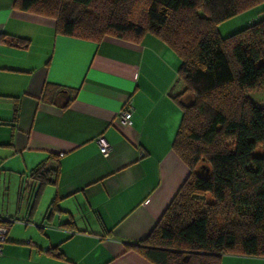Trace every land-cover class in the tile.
Returning a JSON list of instances; mask_svg holds the SVG:
<instances>
[{"label":"crops","instance_id":"1","mask_svg":"<svg viewBox=\"0 0 264 264\" xmlns=\"http://www.w3.org/2000/svg\"><path fill=\"white\" fill-rule=\"evenodd\" d=\"M13 2L0 0V219L10 222L0 264H151L125 247L150 232L188 175L171 147L178 57L151 34L61 35L52 18ZM262 10L240 14V28ZM56 85L78 89L68 106ZM121 109L130 123L119 121ZM51 155L55 182L40 186L30 171ZM220 264L264 257L224 253Z\"/></svg>","mask_w":264,"mask_h":264},{"label":"trees","instance_id":"2","mask_svg":"<svg viewBox=\"0 0 264 264\" xmlns=\"http://www.w3.org/2000/svg\"><path fill=\"white\" fill-rule=\"evenodd\" d=\"M261 4L264 0L13 2L17 10L52 18L61 35L138 42L151 34L178 57L181 90L170 97L181 118L171 147L188 175L150 232L125 247L151 264H220L224 253L264 257V108L247 97L264 87V10L230 35L218 31L223 21ZM54 90L66 94L61 108L78 91L58 85ZM55 160L51 155L31 169L40 186L55 182Z\"/></svg>","mask_w":264,"mask_h":264},{"label":"rangeland","instance_id":"3","mask_svg":"<svg viewBox=\"0 0 264 264\" xmlns=\"http://www.w3.org/2000/svg\"><path fill=\"white\" fill-rule=\"evenodd\" d=\"M241 15H236L230 19H227L221 23V27L218 28L219 34L222 37L230 35L240 28ZM180 84V83H179ZM181 85V84H180ZM247 97L258 107L264 108V87L254 89L247 94Z\"/></svg>","mask_w":264,"mask_h":264},{"label":"built area","instance_id":"4","mask_svg":"<svg viewBox=\"0 0 264 264\" xmlns=\"http://www.w3.org/2000/svg\"><path fill=\"white\" fill-rule=\"evenodd\" d=\"M262 16H264V12H262ZM118 118H119V121L122 124L130 123V120H131L130 111L128 109H121L118 112ZM97 143H98V146H99V151L102 154H107L109 149H110V147H109V144L106 142V140L103 137H99L97 139ZM0 221H3V220L0 219ZM7 231H8V227L6 225L0 223V253H1V247H2V245H3V243L5 242V239H6Z\"/></svg>","mask_w":264,"mask_h":264}]
</instances>
